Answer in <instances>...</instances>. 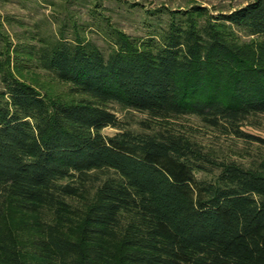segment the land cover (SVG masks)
<instances>
[{
  "label": "trees",
  "instance_id": "16d2710c",
  "mask_svg": "<svg viewBox=\"0 0 264 264\" xmlns=\"http://www.w3.org/2000/svg\"><path fill=\"white\" fill-rule=\"evenodd\" d=\"M145 13L142 37L96 25L105 50L74 18L15 43L0 19V264H264V157H220L182 121L264 144L243 130L264 116V0Z\"/></svg>",
  "mask_w": 264,
  "mask_h": 264
},
{
  "label": "rangeland",
  "instance_id": "374dc122",
  "mask_svg": "<svg viewBox=\"0 0 264 264\" xmlns=\"http://www.w3.org/2000/svg\"><path fill=\"white\" fill-rule=\"evenodd\" d=\"M252 0H0V19L4 33L15 43L16 34L27 30L52 34L57 30L59 20L75 19L85 23L81 34L89 37L102 49L108 48V39L102 36L97 26L99 23L110 22L132 37H142L154 29L147 23L148 15L145 9L165 6L171 9H183L189 5L206 6L212 14L225 13L238 8ZM96 2V6H95ZM93 23V24H92ZM152 23V22H151ZM29 74L31 79L40 83L43 93L66 97L69 85L59 82L42 70ZM110 109L125 126L138 129L139 121L145 115L132 110H120L111 105ZM183 122L189 123L201 132L200 139L204 144L215 148L220 157H229L248 165L264 157V144L259 141L249 142L234 136L221 135L206 127L196 118L184 117ZM261 127L244 126L243 130L251 135L264 139V116L261 117ZM118 130L107 126L103 129L105 135L112 136Z\"/></svg>",
  "mask_w": 264,
  "mask_h": 264
}]
</instances>
